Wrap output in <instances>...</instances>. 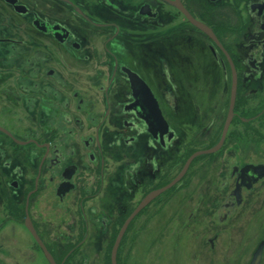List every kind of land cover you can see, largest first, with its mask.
<instances>
[{"label": "flooded vegetation", "instance_id": "flooded-vegetation-1", "mask_svg": "<svg viewBox=\"0 0 264 264\" xmlns=\"http://www.w3.org/2000/svg\"><path fill=\"white\" fill-rule=\"evenodd\" d=\"M234 81L224 143L174 182L219 142ZM199 104L222 119L205 146ZM179 192L214 225L264 206V0H0V264H113L139 211L126 264L136 220Z\"/></svg>", "mask_w": 264, "mask_h": 264}, {"label": "rangeland", "instance_id": "rangeland-1", "mask_svg": "<svg viewBox=\"0 0 264 264\" xmlns=\"http://www.w3.org/2000/svg\"><path fill=\"white\" fill-rule=\"evenodd\" d=\"M199 90L201 92V86ZM216 90V98L222 96V88ZM215 105H218L216 101L210 106ZM195 108L198 110H193L191 114L196 112L195 118L199 117L200 123H206L204 128L196 131V144L205 146L214 136L213 128L206 130L208 122L215 118L213 127L216 128L222 123V119L217 118L218 114L213 112L209 116L207 105L203 108L202 104H199V108ZM205 110L208 117L205 116ZM228 143L234 144L235 141L232 139ZM200 164L198 162L195 165L193 184L189 189L191 193L194 192L195 203L207 181H210L211 186L217 183L223 168V156H217L209 169L203 170ZM184 197V194L179 192L178 196L166 205L175 211H147L136 220L127 235L122 261L126 264H248L258 242L264 239L262 203L254 205L258 207V211H243L225 224L214 225L204 215L205 211H196L194 218L189 220L191 211L187 209L191 205L183 199ZM121 212L114 211V215L117 216ZM215 234H218L219 238L215 248H212L208 239ZM29 264L48 263L39 259ZM261 264H264V256Z\"/></svg>", "mask_w": 264, "mask_h": 264}, {"label": "water", "instance_id": "water-1", "mask_svg": "<svg viewBox=\"0 0 264 264\" xmlns=\"http://www.w3.org/2000/svg\"><path fill=\"white\" fill-rule=\"evenodd\" d=\"M235 96H236V81H234V85L232 87V94H231V103H230V109H229V114H228V117H227V120H226V124H225V127H224V130H223V133L221 135V138L219 140V142L217 143L216 146L210 148V149H207V150H201V151H197L195 152L187 161L183 171L180 173V175L177 177V179L174 181L176 182L179 178H181V176L185 173L186 169L188 168L190 162L196 157L198 156L199 154H203V153H211V152H215L217 151L221 146L222 144L224 143L225 141V138H226V135H227V132H228V129H229V126H230V123L233 119V116H234V102H235ZM161 190L159 191H156L154 193H152V195L148 196L146 198V200H144L140 207H143L153 196H155L156 194H158ZM139 211H134L132 213V215L128 218V220L126 221V223L124 224V226L122 227L118 237H117V240H116V243H115V246H114V249H113V253H112V263L113 264H117L116 262V253H117V249H118V246H119V243L124 235V232L129 224V222L131 221V219L138 213ZM263 249H264V241L260 243V245L258 246V248L256 249V251L254 252V255H253V258L250 262V264H260L261 263V260H262V254H263ZM52 264H55L52 260Z\"/></svg>", "mask_w": 264, "mask_h": 264}]
</instances>
